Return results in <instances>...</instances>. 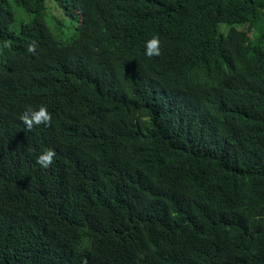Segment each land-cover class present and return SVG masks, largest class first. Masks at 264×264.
<instances>
[{
    "label": "trees",
    "instance_id": "trees-1",
    "mask_svg": "<svg viewBox=\"0 0 264 264\" xmlns=\"http://www.w3.org/2000/svg\"><path fill=\"white\" fill-rule=\"evenodd\" d=\"M53 2L0 0V264H264V0Z\"/></svg>",
    "mask_w": 264,
    "mask_h": 264
},
{
    "label": "clouds",
    "instance_id": "clouds-1",
    "mask_svg": "<svg viewBox=\"0 0 264 264\" xmlns=\"http://www.w3.org/2000/svg\"><path fill=\"white\" fill-rule=\"evenodd\" d=\"M37 49L35 41L27 45V52L34 53ZM160 54L159 40L156 37L151 38L145 42V55L152 57ZM50 113L46 106L41 105L38 108L28 107L21 115V120L27 128L31 129L33 125L47 124L50 121ZM56 155L54 149H47L42 151L36 159L37 164L42 168H48L53 163V158Z\"/></svg>",
    "mask_w": 264,
    "mask_h": 264
},
{
    "label": "rangeland",
    "instance_id": "rangeland-1",
    "mask_svg": "<svg viewBox=\"0 0 264 264\" xmlns=\"http://www.w3.org/2000/svg\"><path fill=\"white\" fill-rule=\"evenodd\" d=\"M51 3V0H49V4ZM55 0L53 4H55ZM57 17L50 15L48 16V20L50 22V19L53 18V21L50 25L53 33L62 39H68L72 37L78 29L79 26V14L73 13V14H66L62 10V15L55 12Z\"/></svg>",
    "mask_w": 264,
    "mask_h": 264
}]
</instances>
